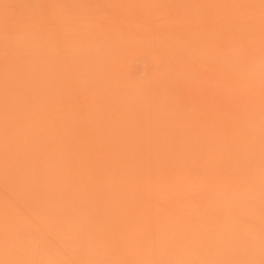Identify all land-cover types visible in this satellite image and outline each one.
<instances>
[{
    "label": "bare ground",
    "instance_id": "6f19581e",
    "mask_svg": "<svg viewBox=\"0 0 264 264\" xmlns=\"http://www.w3.org/2000/svg\"><path fill=\"white\" fill-rule=\"evenodd\" d=\"M0 264H264V0H0Z\"/></svg>",
    "mask_w": 264,
    "mask_h": 264
}]
</instances>
